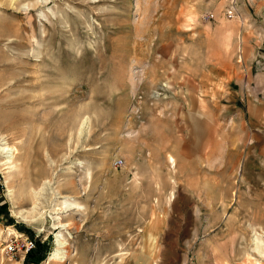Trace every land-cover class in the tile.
Wrapping results in <instances>:
<instances>
[{"label": "rangeland", "instance_id": "1", "mask_svg": "<svg viewBox=\"0 0 264 264\" xmlns=\"http://www.w3.org/2000/svg\"><path fill=\"white\" fill-rule=\"evenodd\" d=\"M2 144L0 264H264V0H0Z\"/></svg>", "mask_w": 264, "mask_h": 264}, {"label": "bare ground", "instance_id": "2", "mask_svg": "<svg viewBox=\"0 0 264 264\" xmlns=\"http://www.w3.org/2000/svg\"><path fill=\"white\" fill-rule=\"evenodd\" d=\"M194 130H195V134H197V140H195V146H197V148L199 146H203L204 145V142H205V137H206V133H205V129L204 127L201 129V136L198 132L199 130V127L197 125V123L194 125ZM4 146H2L0 148V154L2 155H5V161H3L2 163H0V166H4L5 170H8L6 173H11V171L13 169L16 168V165H15V156H16V152H17V149L14 148V147H5V144H2ZM170 162L173 164V167H175V162L176 160L172 157H170ZM206 171V170H204ZM207 173V171H206ZM211 172H208V174H210ZM11 192V191H10ZM65 204H69V205H73V204H70L68 201L65 202ZM37 207H35L33 210L36 211ZM33 211V212H34ZM21 215V214H20ZM30 215V216H29ZM29 215H25L24 213L22 214V217L28 221L30 219H33L34 218V215H32V213H29ZM59 220V219H58ZM61 228H65L64 226H61ZM159 228V225H155V227H153L152 229H154L155 231L158 230ZM12 232H14V234H17V232L13 229H10ZM13 235V234H11ZM58 240L56 242V245H57V250H55L54 252V255L51 257V259L53 258L54 259H57V260H60V249H63L64 247H66L67 245L64 244L62 241H61V236H58L57 237ZM157 251V250H156ZM151 253V252H150ZM152 254V253H151Z\"/></svg>", "mask_w": 264, "mask_h": 264}, {"label": "trees", "instance_id": "3", "mask_svg": "<svg viewBox=\"0 0 264 264\" xmlns=\"http://www.w3.org/2000/svg\"><path fill=\"white\" fill-rule=\"evenodd\" d=\"M1 190V185H0ZM5 215L8 217V211L6 204L0 205V216ZM8 225H16L13 219H9ZM18 226V225H17ZM19 230L23 233L30 234V238L35 242V248L31 249L25 258L24 264H42V262L47 258L49 251L51 250L52 244L50 241H42L41 239H36L34 233L24 226H18Z\"/></svg>", "mask_w": 264, "mask_h": 264}, {"label": "built area", "instance_id": "4", "mask_svg": "<svg viewBox=\"0 0 264 264\" xmlns=\"http://www.w3.org/2000/svg\"><path fill=\"white\" fill-rule=\"evenodd\" d=\"M230 16L233 17L232 14ZM208 18L210 19L213 17L209 16ZM122 163H123L122 160H118L116 161L115 165L116 167H121ZM32 248H34V242L32 240H27L22 245H19L17 242H14L11 245H9L8 253L12 255H16L19 251H24L26 249V252H27Z\"/></svg>", "mask_w": 264, "mask_h": 264}]
</instances>
